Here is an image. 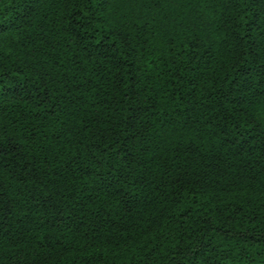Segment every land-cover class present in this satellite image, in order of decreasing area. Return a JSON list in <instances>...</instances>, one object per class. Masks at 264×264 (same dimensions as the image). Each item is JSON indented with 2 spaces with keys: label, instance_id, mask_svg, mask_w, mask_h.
<instances>
[{
  "label": "trees",
  "instance_id": "obj_1",
  "mask_svg": "<svg viewBox=\"0 0 264 264\" xmlns=\"http://www.w3.org/2000/svg\"><path fill=\"white\" fill-rule=\"evenodd\" d=\"M0 264H264V0H0Z\"/></svg>",
  "mask_w": 264,
  "mask_h": 264
}]
</instances>
